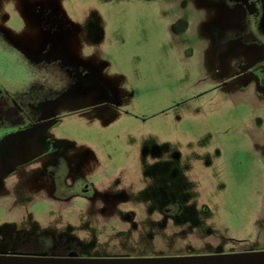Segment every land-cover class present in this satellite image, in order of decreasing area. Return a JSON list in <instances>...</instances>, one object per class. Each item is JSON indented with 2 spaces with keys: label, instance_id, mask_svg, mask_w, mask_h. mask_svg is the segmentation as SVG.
Segmentation results:
<instances>
[{
  "label": "rangeland",
  "instance_id": "1",
  "mask_svg": "<svg viewBox=\"0 0 264 264\" xmlns=\"http://www.w3.org/2000/svg\"><path fill=\"white\" fill-rule=\"evenodd\" d=\"M33 1L0 0V26L25 46L49 43L68 58L87 56L128 114L74 115L110 101L94 86L51 105L33 120L48 121L40 126L0 116V264H152L140 257L147 248L108 242L113 222L84 211L95 203L49 196L45 167L59 158L87 163V180L98 192L129 194L126 207L141 193L200 198L211 223L234 236L162 254L204 264L261 262L264 93L235 91L245 86L239 81L186 102L243 67L237 45L224 40L229 14L214 0H39L63 13L60 34L23 18ZM125 252L134 257L115 262Z\"/></svg>",
  "mask_w": 264,
  "mask_h": 264
},
{
  "label": "flooded vegetation",
  "instance_id": "2",
  "mask_svg": "<svg viewBox=\"0 0 264 264\" xmlns=\"http://www.w3.org/2000/svg\"><path fill=\"white\" fill-rule=\"evenodd\" d=\"M214 1L229 14L227 37L224 40L237 45V51L242 53L238 63L241 62L243 67L235 68L229 79L222 80L220 84L186 102L232 87L239 81L245 83V86H237L235 91L252 89L255 95L260 91L264 93V0ZM23 18L36 20L46 31L53 30L51 26L54 25L55 31L58 30L60 34L66 31V18L61 10L52 9L45 1H33ZM80 55L78 53L76 57L68 58L65 48H52L49 43L41 48L25 46L0 26V116L18 117L21 126H40L48 121L33 120L44 117L51 105L61 102L73 91L88 92L94 86L106 89L111 95L110 101L79 110L74 115L102 108L120 111L117 96L114 91L109 90L103 80V73L87 56ZM259 149L264 151V147ZM155 155L159 156L160 151L156 150ZM87 165L81 161L68 163L60 158L53 164H48L45 170L48 174L49 196L66 205L74 204L76 200H83L91 205L95 203L97 206L84 211H92L113 222L114 227L108 231L111 239L107 241L119 246L147 248L140 256L144 262L204 264L201 257L196 260L177 257L172 259L171 256L162 254L161 250L234 241L229 230L211 223V210L203 201L202 204L197 201L200 198L141 193L139 197H134L137 201L133 207H126V203L131 201L129 194L120 191L98 192L84 173ZM176 170L173 169V173H177ZM259 231L261 234L257 236L264 238V225H261ZM107 241L101 240L104 243ZM132 256L134 257L131 252H125L116 256L115 262H126ZM263 260L257 264H264Z\"/></svg>",
  "mask_w": 264,
  "mask_h": 264
}]
</instances>
